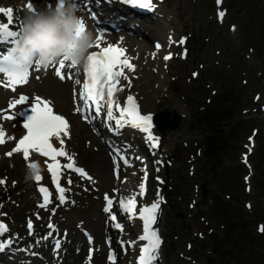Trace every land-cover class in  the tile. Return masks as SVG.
Instances as JSON below:
<instances>
[{
  "label": "rangeland",
  "instance_id": "374dc122",
  "mask_svg": "<svg viewBox=\"0 0 264 264\" xmlns=\"http://www.w3.org/2000/svg\"><path fill=\"white\" fill-rule=\"evenodd\" d=\"M212 1L166 0L163 5L174 16L173 22L176 19L179 33L190 35L187 59H174L167 73L172 103L165 106L176 108L184 117L179 129L165 133L164 138V148L171 150L174 162L171 178L176 181L165 189L169 197L161 221L164 264H209V259L211 264H224L227 258L233 259L232 264H264V233L258 234L255 228L257 222H264V119L252 100L260 92L259 103H264V0H225L229 13L224 24L215 23ZM232 22L237 24L236 35L227 29ZM250 46L256 52L249 60L244 54ZM194 69H199L196 79L190 75ZM212 91L216 96L207 101L204 95ZM160 107L161 103H155V108ZM253 127L258 128L250 156L255 174L247 194L241 178L246 169L238 155ZM82 131V135L88 133L85 126ZM102 156L106 157L103 150L94 152L89 147L80 159L101 176L103 167L93 162L96 157L102 161ZM12 177L19 179L16 202L10 206L14 212L33 198V192L24 182L21 167ZM111 186L110 182L101 190ZM149 196L157 198L155 188ZM247 200L253 202L252 210L245 208ZM99 204L93 195H85L81 204L67 212V219L60 220L72 232L80 220L90 227ZM18 212L14 214L20 219ZM75 234L79 235L77 230ZM186 243H192V248L187 249ZM212 249L211 255L204 252ZM68 260L65 264H75Z\"/></svg>",
  "mask_w": 264,
  "mask_h": 264
},
{
  "label": "snow or ice",
  "instance_id": "6c2138e0",
  "mask_svg": "<svg viewBox=\"0 0 264 264\" xmlns=\"http://www.w3.org/2000/svg\"><path fill=\"white\" fill-rule=\"evenodd\" d=\"M125 3L130 4L141 9H152L155 7L154 0H124ZM220 4L221 0H217ZM27 8L36 10L34 4L28 3ZM0 13L7 17L8 23H0V39H7L9 37H18L19 31L11 30L13 23V9L0 8ZM220 18L225 16L223 11L218 13ZM21 26V25H20ZM85 30V23L81 21L80 31ZM100 39L97 37L94 47L99 51H92L89 53L87 63L83 67L84 79L76 80L78 99H74L76 107L74 112L80 114L82 119L86 122L99 117L101 113L104 114L106 121L113 122L116 128L123 126H130L146 133V138L152 143L153 148L159 147V139L152 134V117L149 114H142L140 105L132 94L126 93V88L131 87V77L128 73L135 71V65L130 62V58L126 56V50L117 45L100 46ZM179 43L183 45L185 39L182 38ZM161 45L156 44V48L160 49ZM186 55V52H185ZM171 55L164 56V60H170ZM35 63V62H34ZM23 65V63H21ZM38 69V65L35 63ZM53 65L55 67V75L61 80H71L73 72L71 69L77 68L74 63H68L67 57L59 59ZM69 71L65 72V69ZM0 69V72H3ZM194 75H196L194 73ZM7 82L3 85L5 88L11 89L12 92L17 91V86L25 85L29 80V68L27 66H19L13 70L4 73ZM126 82V84H125ZM26 104L31 105V115L28 116L26 122L23 124V129H26V134L19 138L12 151L6 153L11 157L14 153H22L27 165L34 166L29 158L30 154H39L41 157L47 158L46 168L50 174V182L55 187V197L49 191V188L44 186L41 182L44 177L41 174L35 176V182L39 193L42 195L43 202L39 205L41 208H47L53 203V198L60 204L67 202L66 192L71 191V185L74 183L70 175H65V171L77 174L81 179H87L94 182L93 178L81 167L76 166L74 155L69 154L66 150V140L70 139V122L61 114L54 112L53 102L36 96L29 98L25 94H20L18 98L9 101L7 110H0V121H13L19 109L17 106ZM6 132L0 126V144L6 143ZM7 139H15L14 137H7ZM59 142V146H54L53 140ZM65 158L66 163L62 164L59 158ZM118 159L123 161V165L131 167V163L124 156H119ZM137 159H141L137 157ZM114 174L119 179V169L121 165L117 162V157L113 159ZM144 176L138 186V191L131 196H120L119 199L110 197L108 193L104 194L105 208L104 211L109 213V219L116 222L117 216L113 212V207L126 215L129 220H135L142 223V234L138 235L136 241L121 242L122 245L126 243L129 247H138V257L135 264H157L159 259V249L163 243L161 236L155 227L158 222V214L161 210L163 197L157 194V198L150 205H141L137 210V196L141 199L146 194L147 169H143ZM62 177L66 179L67 186H62ZM15 183V182H13ZM6 184V178L0 179V185ZM114 192L119 191L114 189ZM3 208V204H0ZM6 213L0 212V216ZM29 234L31 235L32 221H28L27 225ZM50 229L54 228L51 223L48 225ZM115 227L123 231V225L115 223ZM264 232V226L260 228ZM9 232L8 226L0 221V237H5ZM52 235L50 232L42 239L47 240ZM92 238L89 237V243ZM142 242V243H141ZM14 243L11 237H5L0 240V251L10 248ZM37 244L40 241H36ZM110 244L111 241L109 240ZM61 247L60 241H55L53 250L58 252ZM37 255V253H33ZM92 249L86 260V264H91ZM117 257L113 252H109V264H116Z\"/></svg>",
  "mask_w": 264,
  "mask_h": 264
},
{
  "label": "clouds",
  "instance_id": "9594fccd",
  "mask_svg": "<svg viewBox=\"0 0 264 264\" xmlns=\"http://www.w3.org/2000/svg\"><path fill=\"white\" fill-rule=\"evenodd\" d=\"M78 11V0H57L54 6L38 10L27 8L20 21L19 43L13 49L17 60H33L38 69H48L67 57L68 63L84 67L96 38L87 30L77 34L82 21ZM31 163L34 166L25 167V183L34 182L35 176L44 171L39 161Z\"/></svg>",
  "mask_w": 264,
  "mask_h": 264
},
{
  "label": "bare ground",
  "instance_id": "6f19581e",
  "mask_svg": "<svg viewBox=\"0 0 264 264\" xmlns=\"http://www.w3.org/2000/svg\"><path fill=\"white\" fill-rule=\"evenodd\" d=\"M37 3H40L42 2V0H35ZM155 35V34H154ZM154 35H151V36H154ZM145 39H149V37H146ZM144 43H148V41L146 40ZM64 81H67V80H64ZM43 82H48L49 85H53L54 87V90L51 92L52 95L54 96V101H56V106H58L61 110H63L64 112H69L70 108L68 106L65 105V102H67V98H68V95L65 93V91L63 92V84L61 81L56 75H55V72L51 71L44 79ZM67 83V85L69 84L68 82H65ZM135 83V82H134ZM43 87H41L42 89ZM149 97V95H147ZM146 97V96H145ZM6 98V95L1 92L0 93V104H1V101L3 99ZM96 166H98L101 162L99 160H96L93 162ZM102 167L103 169H105V164H102ZM102 178H105L104 181H107L109 180L108 178V175L106 172H102ZM99 221L100 219H96L94 225L95 226H98L99 225ZM75 257L78 259H81L82 258V255H81V252L77 253L75 255Z\"/></svg>",
  "mask_w": 264,
  "mask_h": 264
},
{
  "label": "water",
  "instance_id": "95a60500",
  "mask_svg": "<svg viewBox=\"0 0 264 264\" xmlns=\"http://www.w3.org/2000/svg\"><path fill=\"white\" fill-rule=\"evenodd\" d=\"M176 125H177V123H176Z\"/></svg>",
  "mask_w": 264,
  "mask_h": 264
}]
</instances>
